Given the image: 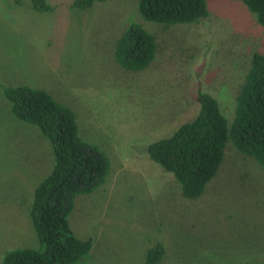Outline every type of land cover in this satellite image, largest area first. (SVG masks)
Returning <instances> with one entry per match:
<instances>
[{
	"label": "rangeland",
	"instance_id": "1",
	"mask_svg": "<svg viewBox=\"0 0 264 264\" xmlns=\"http://www.w3.org/2000/svg\"><path fill=\"white\" fill-rule=\"evenodd\" d=\"M74 0H0V264L7 252L39 249L29 212L51 173L50 141L16 119L4 87L48 92L75 114L79 136L106 157L105 182L79 194L69 224L93 240L80 264H146L158 243L160 264H264V169L231 141L216 176L197 199L185 198L148 147L198 115V92L212 95L231 124L264 28L244 3L208 0L195 24L146 21L140 0H108L90 10ZM137 23L153 35L156 58L133 72L116 60L117 44Z\"/></svg>",
	"mask_w": 264,
	"mask_h": 264
},
{
	"label": "trees",
	"instance_id": "2",
	"mask_svg": "<svg viewBox=\"0 0 264 264\" xmlns=\"http://www.w3.org/2000/svg\"><path fill=\"white\" fill-rule=\"evenodd\" d=\"M106 1L74 0L72 8L90 10ZM236 1L244 3L264 28V0ZM31 2L37 12L53 11L47 0ZM138 8L144 20L165 26L195 24L209 15L208 0H140ZM156 52L155 37L133 23L120 38L115 57L126 70L139 72L151 65ZM3 89L13 116L37 126L50 141L55 163L35 189L29 212L40 248L11 250L2 264H80L93 240L79 239L68 218L77 195L91 194L105 182L108 161L96 145L79 136L74 112L48 92L28 86ZM197 100L200 111L194 120L148 147L150 159L174 175L188 199L204 194L224 161L228 141L264 169V54L252 57L231 124L212 95L200 90ZM165 256L164 245L158 243L148 251L146 264H160Z\"/></svg>",
	"mask_w": 264,
	"mask_h": 264
}]
</instances>
